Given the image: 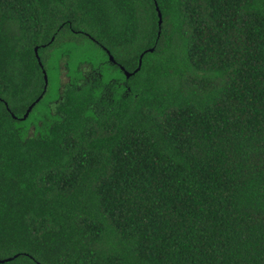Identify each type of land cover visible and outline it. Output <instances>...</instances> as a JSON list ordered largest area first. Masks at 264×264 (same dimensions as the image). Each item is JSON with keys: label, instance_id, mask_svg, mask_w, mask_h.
I'll return each mask as SVG.
<instances>
[{"label": "trees", "instance_id": "obj_1", "mask_svg": "<svg viewBox=\"0 0 264 264\" xmlns=\"http://www.w3.org/2000/svg\"><path fill=\"white\" fill-rule=\"evenodd\" d=\"M0 264H264V0H0Z\"/></svg>", "mask_w": 264, "mask_h": 264}, {"label": "water", "instance_id": "obj_2", "mask_svg": "<svg viewBox=\"0 0 264 264\" xmlns=\"http://www.w3.org/2000/svg\"><path fill=\"white\" fill-rule=\"evenodd\" d=\"M158 16L160 17V13H159V12H158ZM158 21H160V19H159ZM109 59H112V56L109 55ZM139 62H140V60H139ZM124 72H125L126 76L129 75V73H128L127 71H124ZM44 80H45V83H46V75H45V73H44ZM31 105H32V104H31ZM30 107H31V106H29V108H30ZM29 108H28V110H29ZM24 115H26V113H25Z\"/></svg>", "mask_w": 264, "mask_h": 264}, {"label": "rangeland", "instance_id": "obj_3", "mask_svg": "<svg viewBox=\"0 0 264 264\" xmlns=\"http://www.w3.org/2000/svg\"><path fill=\"white\" fill-rule=\"evenodd\" d=\"M60 64H61V70H62V73H63V72H64V69H63V66H62L63 61H61ZM85 67H86V66L82 65L80 68H81V69H83V68L85 69ZM62 80H63V81H66V78H64V77L62 76Z\"/></svg>", "mask_w": 264, "mask_h": 264}]
</instances>
